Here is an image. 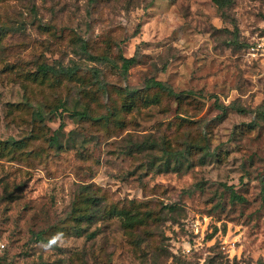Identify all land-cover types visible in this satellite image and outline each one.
Returning <instances> with one entry per match:
<instances>
[{
	"label": "rangeland",
	"instance_id": "374dc122",
	"mask_svg": "<svg viewBox=\"0 0 264 264\" xmlns=\"http://www.w3.org/2000/svg\"><path fill=\"white\" fill-rule=\"evenodd\" d=\"M260 35L264 0H0V264H264Z\"/></svg>",
	"mask_w": 264,
	"mask_h": 264
},
{
	"label": "built area",
	"instance_id": "2783aa9c",
	"mask_svg": "<svg viewBox=\"0 0 264 264\" xmlns=\"http://www.w3.org/2000/svg\"><path fill=\"white\" fill-rule=\"evenodd\" d=\"M247 59L251 61H264V35L255 37L245 49ZM188 228L194 235L204 233L203 222L199 219H192L188 223ZM4 246L3 244H1Z\"/></svg>",
	"mask_w": 264,
	"mask_h": 264
},
{
	"label": "trees",
	"instance_id": "16d2710c",
	"mask_svg": "<svg viewBox=\"0 0 264 264\" xmlns=\"http://www.w3.org/2000/svg\"><path fill=\"white\" fill-rule=\"evenodd\" d=\"M251 42V41H250ZM247 43L246 47L250 44ZM245 47V49H246ZM135 62V57H131V58H124V64H123V67L125 69H128L130 67V65L132 63ZM41 70H43V72L47 73L49 71H52V72H55V73H60V72H63V73H69L71 69H65V68H62V69H57V68H54L50 65H42L41 67ZM150 86H156V87H159L161 89H164V90H169L170 92H173V90L168 87L163 81H159V80H155V81H151L150 83H148ZM233 197L235 199H242V196L238 195L237 193L233 192Z\"/></svg>",
	"mask_w": 264,
	"mask_h": 264
}]
</instances>
